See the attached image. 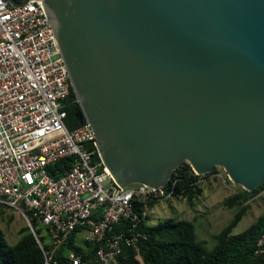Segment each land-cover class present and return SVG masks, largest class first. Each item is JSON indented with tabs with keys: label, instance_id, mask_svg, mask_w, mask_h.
Masks as SVG:
<instances>
[{
	"label": "water",
	"instance_id": "95a60500",
	"mask_svg": "<svg viewBox=\"0 0 264 264\" xmlns=\"http://www.w3.org/2000/svg\"><path fill=\"white\" fill-rule=\"evenodd\" d=\"M36 1L120 187L165 185L183 160L262 183L264 0Z\"/></svg>",
	"mask_w": 264,
	"mask_h": 264
},
{
	"label": "built area",
	"instance_id": "2783aa9c",
	"mask_svg": "<svg viewBox=\"0 0 264 264\" xmlns=\"http://www.w3.org/2000/svg\"><path fill=\"white\" fill-rule=\"evenodd\" d=\"M59 51L36 0H0V204L27 222L26 211L38 216L52 249L79 229L95 245V264H113L124 245L145 237L140 221L148 215L146 202L171 197L173 188L140 182L120 187L92 158L90 122H66L70 82ZM66 156H74L71 166L50 174L47 165ZM117 223L123 226L113 232ZM256 251L264 257V231ZM68 264L85 263L69 251Z\"/></svg>",
	"mask_w": 264,
	"mask_h": 264
},
{
	"label": "trees",
	"instance_id": "16d2710c",
	"mask_svg": "<svg viewBox=\"0 0 264 264\" xmlns=\"http://www.w3.org/2000/svg\"><path fill=\"white\" fill-rule=\"evenodd\" d=\"M70 95L66 99L69 127H74L85 120H79L80 104L76 99L71 84ZM94 160L101 159L94 147ZM74 156L60 158L47 165L50 174L58 176L71 166ZM217 170V166L207 173H195L187 160L181 161L171 172L165 184L167 189L173 188L172 196H183L190 205L194 204L203 192L200 177H205ZM229 181V179L227 178ZM227 198L230 206L238 205L229 221L214 235L215 243L208 247L196 238L193 219L167 216L156 223H149V216L145 215L140 226L145 232L136 245H124L115 257L116 264H264V257L256 251V241L264 231V211L245 228L234 231L248 207V200L264 189V180L251 191L241 185ZM156 201L148 200L146 206L150 208ZM0 204V213L4 211ZM141 209V208H140ZM35 229L36 235L27 223L18 229L19 237L13 243H8L4 230L0 227V264H68V252L80 253L85 264H95V245L83 238L78 240L79 229H75L56 248L52 249L46 227L38 216L26 211ZM117 223L113 232L122 228ZM44 228V230L42 229Z\"/></svg>",
	"mask_w": 264,
	"mask_h": 264
},
{
	"label": "rangeland",
	"instance_id": "374dc122",
	"mask_svg": "<svg viewBox=\"0 0 264 264\" xmlns=\"http://www.w3.org/2000/svg\"><path fill=\"white\" fill-rule=\"evenodd\" d=\"M222 166L205 176L201 182L203 192L195 198L190 205L183 196H171L157 200L148 208L149 223H156L167 216L184 217L193 219L195 223L196 238L210 247L215 243L214 235L229 221L238 205L230 206L227 198L231 196L236 188ZM264 211V189L248 200L245 214L238 222L234 231L245 228L249 223ZM27 223L24 217L15 209L4 207L0 213V227L5 232L8 243L13 244L19 237L18 229ZM44 230V228L42 227ZM82 234L78 235V240ZM119 264V263H118Z\"/></svg>",
	"mask_w": 264,
	"mask_h": 264
},
{
	"label": "crops",
	"instance_id": "0c3cea01",
	"mask_svg": "<svg viewBox=\"0 0 264 264\" xmlns=\"http://www.w3.org/2000/svg\"><path fill=\"white\" fill-rule=\"evenodd\" d=\"M113 264H116V262L114 261V263Z\"/></svg>",
	"mask_w": 264,
	"mask_h": 264
}]
</instances>
